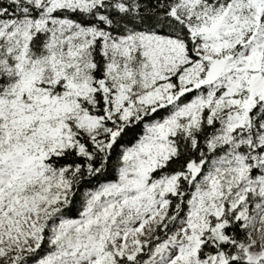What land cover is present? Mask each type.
I'll use <instances>...</instances> for the list:
<instances>
[{"label": "snow or ice", "instance_id": "obj_1", "mask_svg": "<svg viewBox=\"0 0 264 264\" xmlns=\"http://www.w3.org/2000/svg\"><path fill=\"white\" fill-rule=\"evenodd\" d=\"M0 264H264V0H0Z\"/></svg>", "mask_w": 264, "mask_h": 264}]
</instances>
